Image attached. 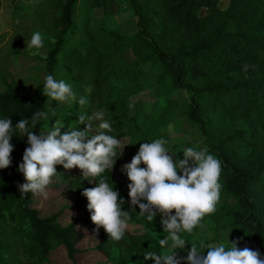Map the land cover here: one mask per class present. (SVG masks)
Wrapping results in <instances>:
<instances>
[{
  "label": "trees",
  "instance_id": "trees-1",
  "mask_svg": "<svg viewBox=\"0 0 264 264\" xmlns=\"http://www.w3.org/2000/svg\"><path fill=\"white\" fill-rule=\"evenodd\" d=\"M78 1L48 0L33 11L18 5L22 20L16 27L27 31L16 34L13 42L28 40L35 31L53 35L56 44L46 59L49 73L62 56L68 73L75 72L77 79L90 82L89 86L80 85L72 109L84 108L81 113L87 116L103 111L112 131L101 132L120 141L130 137L131 159L141 143L158 139V127L164 120L146 117L131 94L151 80L161 88L166 82L185 91L182 115L200 129L205 147L221 161L220 199L215 212L206 216L219 230L246 228L251 236L249 248L259 250L264 259V0H229L226 9L220 6L222 0H125L137 18V34L123 36L103 24L92 28L87 17L86 37L71 44L67 34L74 28ZM204 9L207 13L201 15ZM127 50L134 55L131 64L125 60ZM43 88L41 83L29 93L19 80L10 78L0 92V119L12 120L10 143L14 146L11 165L0 169V264H43L49 253L61 246L74 260L77 243L84 237L75 222L62 225L58 213L41 217L31 207V192L21 197L18 188L24 181L18 166L29 145L15 124L28 119L29 130L43 133L48 119L39 120L36 128L31 126L37 111L46 112L49 118ZM80 97L88 102L80 105ZM94 122L97 126L101 123ZM82 126L76 123L75 129ZM116 152L112 171L92 177L91 182L69 177L66 191L76 196L75 208L81 210L85 223L90 222L91 213L82 192L102 179L119 192L124 204L130 203V181L119 175L120 147ZM130 214L129 224L146 230L138 234L126 230L122 239L114 241L104 229L98 234L92 229L90 234L99 241L96 249L113 264H154L143 255L171 250L158 244L164 238L161 215L149 222L138 213ZM182 238L186 245L175 250L178 257L186 256L192 244L197 245L186 233Z\"/></svg>",
  "mask_w": 264,
  "mask_h": 264
},
{
  "label": "clouds",
  "instance_id": "clouds-1",
  "mask_svg": "<svg viewBox=\"0 0 264 264\" xmlns=\"http://www.w3.org/2000/svg\"><path fill=\"white\" fill-rule=\"evenodd\" d=\"M25 43L26 49H41L44 47V37L35 31ZM247 70L248 66L245 65L244 71ZM43 95L47 97V103L56 101L63 104L77 98L70 84L63 80L57 81L52 75L45 77ZM87 102L85 97L78 100L80 105ZM42 119L47 120L48 114L44 111L35 112L31 117L32 128H36ZM93 119L101 121L100 129L112 131L110 122L103 119V111L93 116L79 114L77 122L85 125L83 130L79 128L61 132L65 125L56 120L51 131L35 134L29 130L28 119L21 118L15 124L17 132L27 137L29 145L18 166V171L26 181L19 185L21 197L31 192L47 198L46 189L57 174V165H62L65 170L79 168L85 178L97 177L106 170L112 171L117 159L116 149L121 147V141L105 132L90 135ZM12 133V120L0 119V169L8 168L12 163ZM166 143L163 138L141 143L131 162L122 166V172L130 181L127 187L131 212H135L138 206V214L149 222L160 214L164 238L159 239L158 244L161 248L171 249L160 254L147 252L143 255L144 259H151L154 264H264L259 250L238 248L239 239L230 241L229 246L222 242L206 244L201 241L199 247L206 248V255L198 250L196 244H192L186 256H177L175 250L183 249L186 245L182 233L191 234L201 226L206 215L216 210L221 191V161L210 154L206 147L184 148L183 158L174 161L175 153L169 154ZM142 164L144 167H141ZM82 195L87 198L90 219L96 226L94 231L98 234L102 227L109 240L122 239L131 214L130 211L122 210L125 200L119 192L102 179L95 187L84 189Z\"/></svg>",
  "mask_w": 264,
  "mask_h": 264
},
{
  "label": "rangeland",
  "instance_id": "rangeland-1",
  "mask_svg": "<svg viewBox=\"0 0 264 264\" xmlns=\"http://www.w3.org/2000/svg\"><path fill=\"white\" fill-rule=\"evenodd\" d=\"M46 1L48 0H1L0 92L4 88V81H9L10 78L19 80L29 93L33 92L39 84L45 83V77L51 74L57 81L63 80L70 84L76 93V97H78L77 91L82 83L86 86L90 85L88 80L81 81L77 79L75 72L68 73L66 71L62 56L59 57L58 65L53 73H49L46 59L56 44V38L53 35L40 32L44 37V47L41 49H26L25 41L13 42V37L16 34L27 31L25 27L20 29L16 27L17 23L22 20V16L16 10L17 6L22 5L33 11ZM228 5L229 0H222L220 3L223 9H226ZM206 13L207 10L204 9L201 15ZM87 17L92 28L98 24H103L110 31H118L123 36H134L139 31L137 18L125 0H79L74 11V28L67 34V40L71 41V44L86 37L85 20ZM33 52L37 54L33 55ZM125 60L128 64L134 61L131 50H127ZM151 83L154 82L151 80ZM151 83L133 92L131 96L138 101L141 111L146 117L155 119L163 117L164 120L158 127L156 138H163L167 141L165 147L170 151V155L175 153L173 155L174 161L183 158L182 151L184 148H204L200 129L189 121L185 115H182L181 107L187 99L186 92L177 88L174 89L171 83H168L167 86L165 82L164 86L162 85L163 88ZM105 90L107 92L108 87ZM169 99L171 102L168 103ZM75 102L74 100L63 104L56 101L49 103V118L42 134L51 131L52 124L56 120L65 125L61 132L75 129V124L78 123V115L85 110L80 107V110L74 111L72 107ZM91 123L93 127L90 135L101 132L94 119ZM84 127L85 125L80 129L83 130ZM120 150L122 152V164L119 175L124 177L126 174L122 172V166L131 162L130 137L121 140ZM56 168L57 174L52 177V182L46 189L47 198L43 195H33L31 193V207L37 209L41 217H49L58 213L60 215L59 220L64 226L75 222L78 232L84 234V237H80L77 243L78 253L74 256V260L69 258L66 247L61 246L51 251L43 264H113L112 260H109L108 257L96 249L99 241L96 236L89 232L95 229L96 226L91 220L89 223L84 222L81 210L75 208L76 196L72 192L66 191L65 188L70 176L88 181H91L92 177H83L79 168L65 170L62 165H57ZM25 182L24 179L23 183ZM124 208L126 211L131 212L130 203L124 204ZM139 211V207L136 206L134 213H139ZM101 229L103 228L101 227L99 230ZM127 230L132 234H138L146 229L143 226L129 224ZM186 234L194 239L198 250L204 252V255L207 254V250L199 247L201 241L206 244L222 242L229 246L230 241L239 239L240 243L237 244V247L241 249L249 247L251 244V236L246 228L235 226L219 230L215 222L208 216L202 219L201 226L195 228L191 234Z\"/></svg>",
  "mask_w": 264,
  "mask_h": 264
}]
</instances>
